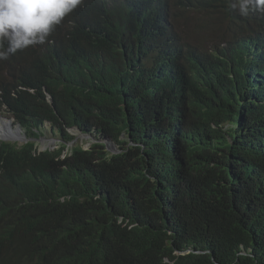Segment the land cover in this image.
<instances>
[{"label":"trees","instance_id":"16d2710c","mask_svg":"<svg viewBox=\"0 0 264 264\" xmlns=\"http://www.w3.org/2000/svg\"><path fill=\"white\" fill-rule=\"evenodd\" d=\"M135 1L125 16L94 0L55 44L22 53L51 60L56 77L0 94V111L31 136L49 122L64 142L40 154L0 142V264H264V91L252 95L246 74L264 70V17L253 30L224 8L231 0L173 1L175 18L220 24L219 13L239 35L235 49L228 37L191 52L177 77L198 39L181 37L177 56L158 24L157 2L168 3ZM74 129L121 152L94 143L63 158Z\"/></svg>","mask_w":264,"mask_h":264},{"label":"clouds","instance_id":"9594fccd","mask_svg":"<svg viewBox=\"0 0 264 264\" xmlns=\"http://www.w3.org/2000/svg\"><path fill=\"white\" fill-rule=\"evenodd\" d=\"M93 1L94 0H0V94L6 90L5 88L7 86V88H17L18 92L28 91L34 93V89H31V85L29 84L31 80L34 81V74L41 73V76L47 79L56 77L57 72L51 60L46 57L41 58L38 53L33 60H26L22 56V53L28 50H35L34 48L38 49L40 46L55 44L57 38L53 39V36L60 30L58 38L62 37L60 35L64 32L63 28L67 24H71L72 21L78 17V13L87 9ZM143 1L146 2L151 0H136V9L144 3ZM165 1L168 3V8L165 3L160 1L157 2V4H161L163 7L157 13L160 34L163 35L164 39L177 40L178 46L182 48L177 56H180L184 51V43L181 37L188 36L189 32H191L192 40L198 39L193 48L179 57V65H176L175 70L177 77H179L181 69L187 65L186 60L190 59L191 52L199 56L201 55L202 49H200V47H204V51H209L212 49L211 47H215L219 44L226 45V43L222 41L225 40V42H227L229 37L232 41V49H235V42L239 35L229 30L230 25L224 28L221 18L219 19L220 24H216L207 22L202 16H198L197 19L196 13L192 12H187L183 18H175L173 16V1L188 5V3L196 4L197 0ZM99 2L100 4L106 5V11L116 9V12L122 13L125 16L137 12L130 10L125 5L124 0H99ZM228 2L229 8H224L231 11H229L230 15L236 16L238 23L246 24L253 28V30L257 28L260 19L264 17V0H231ZM216 16L221 17L223 15L218 13ZM108 19L116 20L115 17L113 19ZM187 22L190 23L187 24ZM191 23L199 26L200 31L198 33L190 29ZM260 31H264V28ZM249 49H252V47H249ZM14 56H16V58H13ZM12 58L13 61H11ZM256 67L258 66L250 65L246 72L249 78V87H252L249 88L252 95L258 92L257 85L264 91V86H262L264 85V70ZM202 71L204 76L200 78L201 82L203 84L206 82L210 83L207 73L204 70ZM26 77L28 80L24 83ZM251 89H253V91ZM43 92L47 103L53 109V114H59L57 108L53 105V99L47 92V89L43 88ZM15 95L16 93L14 92V96ZM177 97V99H179L178 101H184L189 96L179 94ZM3 119H7L13 123L16 132L13 133L11 137L8 131H10L12 125H6ZM46 125L50 126L51 131L60 137L59 133L51 127L49 122H45L39 129L40 131L38 130L39 132L35 130L39 133V137L36 138L31 136L16 122V119L7 112L6 106H2V110L0 111V128L2 129L0 130L5 133L0 138V142L16 144L19 147L28 143H34L35 152L37 154L46 151H56L64 142L60 138L61 142L58 146L53 147L54 141H47L42 131ZM70 133L75 136V139L68 144L66 143L67 148L63 153V158L67 156L70 149L80 145L77 142L79 138L84 137L85 139V135H87L77 129L70 130ZM88 135L90 136L88 139H93V143H103V141L106 140L99 135L97 136L95 133ZM94 136L95 139L93 138ZM40 144H42L41 149L39 148ZM69 145H72L73 148H70L71 146ZM262 146L264 153L263 141ZM84 149L87 150L89 148Z\"/></svg>","mask_w":264,"mask_h":264},{"label":"rangeland","instance_id":"374dc122","mask_svg":"<svg viewBox=\"0 0 264 264\" xmlns=\"http://www.w3.org/2000/svg\"><path fill=\"white\" fill-rule=\"evenodd\" d=\"M221 18V20H222V25H223V27L224 28H227L228 26H229V24H230V21H229V19L228 18H226V17H220ZM188 23H190V22H187V24ZM193 25V23H191V25H190V27ZM6 115V114H5ZM8 118V117H7ZM10 118V117H9ZM42 131H43V134H44V136L46 137V140L47 141H50V140H53L54 142H53V147H55V146H58V144L61 142V140H60V137L59 136H57V135H55L52 131H51V128H50V126H47L46 125V127L44 128V129H42ZM87 135H85V139H84V137L82 138H79L78 140H77V142L83 147V148H90V146H91V144L94 142L93 141V139H88V137H90L89 135L86 137ZM94 139H95V136L93 137ZM123 139H125V138H123ZM77 143V144H78ZM94 144V143H93ZM116 145V144H115ZM69 146H71L70 148H73L72 147V145H69ZM117 146V145H116ZM41 147H42V144H40L39 145V148L41 149ZM130 147V144H129V146H127V148H129ZM117 149L119 150V147L117 146ZM111 153V152H110ZM112 154V153H111ZM113 155V154H112Z\"/></svg>","mask_w":264,"mask_h":264},{"label":"water","instance_id":"95a60500","mask_svg":"<svg viewBox=\"0 0 264 264\" xmlns=\"http://www.w3.org/2000/svg\"><path fill=\"white\" fill-rule=\"evenodd\" d=\"M103 144H105L106 150L108 152H111L113 155L120 153V151L117 149V146L115 145V143L112 140L106 139L103 141Z\"/></svg>","mask_w":264,"mask_h":264},{"label":"bare ground","instance_id":"6f19581e","mask_svg":"<svg viewBox=\"0 0 264 264\" xmlns=\"http://www.w3.org/2000/svg\"><path fill=\"white\" fill-rule=\"evenodd\" d=\"M5 132L4 131H2V134H4ZM10 135V134H9ZM11 137V136H10Z\"/></svg>","mask_w":264,"mask_h":264}]
</instances>
